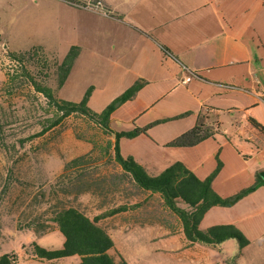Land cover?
<instances>
[{
  "label": "rangeland",
  "instance_id": "rangeland-1",
  "mask_svg": "<svg viewBox=\"0 0 264 264\" xmlns=\"http://www.w3.org/2000/svg\"><path fill=\"white\" fill-rule=\"evenodd\" d=\"M101 1L104 4L98 3L101 8L97 9L90 0H0V114L3 123H7L0 141V256L17 254V264H80L79 257L49 262L32 255L33 243L50 250L63 248L65 237L52 221L54 211L58 207H76L93 218L126 206L127 212L135 214L133 225L120 226L119 221L117 225L112 217L101 221L115 243L112 256L122 257L129 264H190L171 249L181 240L180 219L165 206L160 195L140 189L123 172L114 161L112 147L106 152L114 141L112 137L88 119L72 116L43 137L29 141L27 138L41 131L53 112L27 79L21 78L13 89L7 88L6 74H16L18 69L8 58L10 52L41 47L52 63L62 62L72 47L82 45L84 36H90V48L84 52L81 48L83 55L78 58L60 99L80 103L83 93L85 96L93 85L89 106L96 113L103 112L117 98V9L106 7L117 5V0ZM29 68L37 74L34 66ZM48 76L47 83H54V70ZM158 108L157 112L169 109L164 103ZM128 117L127 109L116 111L112 130L132 132L149 121L146 117L133 122ZM178 124H181L179 119L159 124L137 138H122V156L133 157L155 176L178 162H186L192 167L202 165L205 177H209L219 159L223 168L215 181L226 182L236 173H242L232 188L247 183L245 159L239 161L235 155L238 137L233 141L231 134L218 132L215 138L196 147H171L170 141L180 132L174 127ZM21 140L26 141L21 145ZM80 157H87L85 165L66 170ZM217 210L223 212H212L200 229H210L220 221H232L250 245L242 252L238 241L230 240L221 251H214L216 255L211 259L264 264V208L254 210L247 204L234 209L235 212ZM136 212H148L142 217L146 224H137L140 218ZM125 216L129 221L130 215Z\"/></svg>",
  "mask_w": 264,
  "mask_h": 264
},
{
  "label": "crops",
  "instance_id": "crops-1",
  "mask_svg": "<svg viewBox=\"0 0 264 264\" xmlns=\"http://www.w3.org/2000/svg\"><path fill=\"white\" fill-rule=\"evenodd\" d=\"M90 1L96 3L95 8L98 3L104 4L101 0ZM106 7L117 9V21L112 20L117 22V98L136 83L147 82L133 100L117 111L127 109L133 122L148 117L149 121L139 128L149 133L159 124L179 119L181 124L174 126L180 131L177 138L200 122L216 134H231L233 141L238 137L235 155L239 161L245 159L247 183L232 188L242 175L236 173L226 182L214 181L213 189L230 198L253 187L257 176L264 174V0H117V5ZM84 40L82 45H76L83 52L90 48L92 39L84 36ZM163 103L168 111L157 112ZM184 163L199 179L208 178L202 165L192 167ZM247 204L254 210L264 208V186L233 208L214 207L202 222L214 211L223 212L217 209L235 212L234 209ZM129 213L112 217L115 224L133 225L135 214ZM147 213L136 212L140 218L137 224H146L142 217ZM125 214L130 215L129 221ZM232 224L220 221L213 227ZM227 242L219 247L192 243L182 227L180 242L170 247L190 264H237L232 259H211L216 255L214 251H221Z\"/></svg>",
  "mask_w": 264,
  "mask_h": 264
},
{
  "label": "trees",
  "instance_id": "trees-1",
  "mask_svg": "<svg viewBox=\"0 0 264 264\" xmlns=\"http://www.w3.org/2000/svg\"><path fill=\"white\" fill-rule=\"evenodd\" d=\"M80 47H72L62 62H51L50 56L41 47H35L26 52H10L8 58L14 65H18L15 73H7V88H14L21 78H25L42 95L52 114L42 124L41 131L27 139L31 141L43 137L50 131L61 126L65 120L72 116H80L95 124L106 136L114 139L106 148V152L114 151V161L119 164L123 172L142 190L160 195L165 206L180 219L186 239L192 243H200L212 247H219L230 240H237L240 250L250 245L246 236L233 225L215 226L208 230H201L200 225L206 214L214 207L233 208L240 201L264 186V180L257 176L256 184L243 190L230 198H224L213 189V183L221 173L223 163L218 159L216 170L206 179H199L183 163H176L160 175L150 174L144 166L133 157H123L121 154L120 140L122 138L134 139L147 133V129L137 128L132 132L116 133L111 128L112 117L125 103L133 100L136 95L147 85V82H138L124 94L116 98L103 112L93 111L89 102L94 88H90L80 103L65 101L59 98V92L81 55ZM34 66L38 75H34L29 66ZM16 66V65H15ZM3 69V68H2ZM54 70V83L48 84L46 78ZM4 71V69H3ZM19 71V72H18ZM21 71V72H20ZM24 79V81H25ZM41 79V80H40ZM49 112V113H50ZM1 113V111H0ZM0 114V141L5 136ZM216 132L204 122L172 141L169 146L176 148H192L215 138ZM26 140H21V145ZM87 157L73 160L66 168H79L86 164ZM126 206H120L109 212L90 218L86 213L76 207H62L54 211L53 222L65 237L62 249L50 250L33 243L32 255L39 261H58L70 257H80V264H129L123 258L117 259L110 252L115 248V243L107 229L100 224L105 218L114 217L127 212ZM38 233V232H37ZM40 234V233H39ZM17 254L0 256V264H17Z\"/></svg>",
  "mask_w": 264,
  "mask_h": 264
},
{
  "label": "built area",
  "instance_id": "built-area-1",
  "mask_svg": "<svg viewBox=\"0 0 264 264\" xmlns=\"http://www.w3.org/2000/svg\"><path fill=\"white\" fill-rule=\"evenodd\" d=\"M100 5V4H99ZM99 8H101L100 6H97V9H99ZM188 82V79H187V81H185L184 83H187ZM223 87H228V88H230V89H233V87H229V86H224L223 85Z\"/></svg>",
  "mask_w": 264,
  "mask_h": 264
},
{
  "label": "water",
  "instance_id": "water-1",
  "mask_svg": "<svg viewBox=\"0 0 264 264\" xmlns=\"http://www.w3.org/2000/svg\"><path fill=\"white\" fill-rule=\"evenodd\" d=\"M262 177H263V179H264V174H262Z\"/></svg>",
  "mask_w": 264,
  "mask_h": 264
}]
</instances>
